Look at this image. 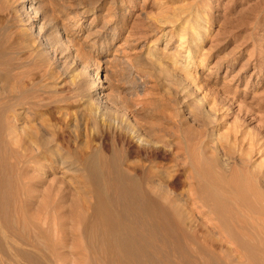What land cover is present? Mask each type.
Here are the masks:
<instances>
[{
    "label": "rangeland",
    "instance_id": "1",
    "mask_svg": "<svg viewBox=\"0 0 264 264\" xmlns=\"http://www.w3.org/2000/svg\"><path fill=\"white\" fill-rule=\"evenodd\" d=\"M29 1L35 2L32 8L37 14L24 8ZM187 22L194 26L195 36L183 30ZM191 44L197 50L188 70L194 80L173 65L184 62ZM0 45L5 52L0 63V99L7 103L10 96L25 90L27 101L39 102L35 108L16 107L19 144L44 141L59 150L52 159L58 156L72 164L70 171L62 163L56 172L44 174L39 171L44 168H31L34 205L29 215L36 213L49 184L76 203H93L91 195L82 194V157L93 150L109 154L119 134L113 121L123 117L131 123L170 129L165 139L169 144L181 143V153L187 157L182 178L189 175L215 183L212 186L220 197L236 199V206L227 209L235 210L239 203L245 210L237 196L242 190L244 196L250 195L253 185L264 191L263 179L258 185L249 183L260 175L258 169L264 171V0H0ZM8 119L6 115L5 128ZM178 188L183 203L187 197L183 187ZM15 189L10 196L14 197ZM16 190L19 195L11 201L16 202V224L5 223L0 215V240L10 233L23 234L21 220L26 215L20 208L27 198L21 186ZM0 197L4 202L8 195ZM65 197L61 200L68 203ZM49 221H42V226L53 225ZM68 226L69 232L76 231V238L70 233L69 239L59 242L60 258L47 259V264H87L85 242L77 237L76 226ZM217 237L218 245H224ZM47 246L52 243L46 241L37 251L38 246L15 243L14 256L0 253V264H32L17 253L43 256ZM220 248L228 263L238 261L234 252L233 256Z\"/></svg>",
    "mask_w": 264,
    "mask_h": 264
},
{
    "label": "bare ground",
    "instance_id": "2",
    "mask_svg": "<svg viewBox=\"0 0 264 264\" xmlns=\"http://www.w3.org/2000/svg\"><path fill=\"white\" fill-rule=\"evenodd\" d=\"M23 1L26 3L28 0ZM28 3L29 6L24 4V8L34 10L32 7L35 2ZM37 13L35 11V14ZM40 26L39 31L42 29V25ZM193 28L194 26L188 23L183 30L195 36L192 32ZM48 44H51L50 40ZM194 46L187 45L183 63L178 61L173 63L176 69L183 71V74L191 80L194 78L188 70L197 54ZM4 55L5 52L0 45V63ZM5 66L9 67V64L6 62ZM17 93L19 95L10 96L7 103L0 99V195H8L6 201L2 202L0 199V215L3 216L5 223L15 226L13 215L17 213V208L16 202L12 204L11 201L17 198L16 189L21 186L22 194L27 200L22 201L23 207L20 209L25 212L26 218L25 221L21 220L22 235L10 233L8 237H2L4 241L1 238L2 255H8L15 243L21 242L24 246L33 248L38 246L36 250L40 251L39 246L44 248L47 241L52 243V246L45 247V252L42 251L45 253L43 256L39 255V252L36 255L27 251H19L17 254L32 264H47L45 262L47 259H59L61 255L56 245L64 239H69L71 234L74 239L76 238V231L71 233L68 230L70 228L68 225L72 224L79 230L77 237L85 242L84 248L88 254L84 255L83 260L87 264H244L245 262L264 264V191L256 188V185H251L250 195L244 196V191L239 190L242 195H237L240 198L238 200L243 204V208L245 204V210L241 209L239 203L235 210L227 209L230 205L236 206V199L233 200L235 197H232V200L226 201L223 199L225 197H220L216 187L212 186H216L214 181V184H208L197 178L192 179L189 175L185 180L182 178L186 171L187 157L181 153L179 146L181 143L172 144L170 141V145L169 140L165 139L170 129L164 127L160 129L154 125L146 126L139 124L138 120L137 123H131L123 120L124 117L122 120L113 121L119 134L117 140L111 143L109 154H104L101 150H93L82 157L84 179L81 184L82 194L85 197L91 195L93 203L87 200L76 203L69 195H64L67 196L65 198L69 200V204L62 202L63 193L61 194L56 186L49 184L36 213L29 215L34 205L31 199L34 187L31 168L34 165L37 168H44L39 170L44 174L47 170L56 172L62 163L70 171L72 164L68 160L66 164L65 160L59 159L58 156L52 159L53 155H58L59 150L56 151L54 145L50 147L44 141L32 139L26 145L19 144L17 134L19 126L15 123L20 118L16 114V107L28 104L31 108H35L39 102L27 101L25 90H19ZM102 97L106 99L105 94ZM6 115L9 118L6 124L7 130L3 123ZM4 130L7 131H5L6 136L3 134ZM46 142L52 143V141ZM2 149L5 150L3 155H1ZM68 153L71 155L69 150ZM248 157L250 158V154L247 155ZM192 169L196 174L199 172L196 165L192 166ZM258 174L261 176L253 175L252 180L247 176L253 181L249 183L258 185L262 179L264 180V171L261 168L258 169ZM19 180L22 184L18 183ZM230 180L225 183L227 187L230 186ZM237 185L236 183L235 187ZM179 186L183 187V196L187 197L183 199L185 200L183 203L179 196L181 194L178 193ZM12 187L16 188L14 197L10 196V193H13L10 192ZM208 187L211 189L208 190ZM34 215L38 219L37 225ZM44 220L45 223L46 220L52 221L53 225L44 228L41 224ZM67 226L69 228H66ZM216 235L221 241L220 244H223V241L225 243L221 246L225 247L228 253L234 252L238 261L227 262L225 258L227 256L222 254V248L218 245V241L216 242ZM11 253L14 256L13 252ZM242 259L243 261H240ZM235 261L237 263H234Z\"/></svg>",
    "mask_w": 264,
    "mask_h": 264
}]
</instances>
